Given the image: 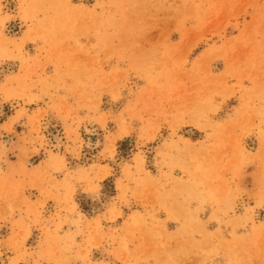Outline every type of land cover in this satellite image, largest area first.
Masks as SVG:
<instances>
[{"label":"rangeland","instance_id":"rangeland-1","mask_svg":"<svg viewBox=\"0 0 264 264\" xmlns=\"http://www.w3.org/2000/svg\"><path fill=\"white\" fill-rule=\"evenodd\" d=\"M212 237L264 264V0H0V264H207Z\"/></svg>","mask_w":264,"mask_h":264},{"label":"crops","instance_id":"crops-1","mask_svg":"<svg viewBox=\"0 0 264 264\" xmlns=\"http://www.w3.org/2000/svg\"><path fill=\"white\" fill-rule=\"evenodd\" d=\"M199 196V195H198ZM203 196V195H202ZM202 198V197H201ZM196 207V206H195ZM197 209V216L199 217L200 219V224L203 225V229L201 228V230H205L207 231L209 234L210 233H221L222 237H225V242L229 240V232L231 231V228L227 227V226H223V225H219L215 219H207V218H212V217H220V213L216 211L215 207L214 206H208L206 208H196ZM122 211H123V208H122ZM207 217V218H206ZM171 220V219H170ZM102 224V223H101ZM103 225V224H102ZM107 227L103 226V232H106L107 234L109 232H111L114 228L116 227H120V225L118 226H112V224H110V226L108 225V223L106 224ZM167 225V230L169 232H172V231H176L178 229H181L184 225L183 223L181 222H177V223H171V221H168L166 223ZM119 236V235H118ZM107 237V235H106ZM196 240L198 242H202L204 241L203 238H201V236H197L195 237ZM103 242H105V237L103 238ZM102 242V243H103ZM211 242L214 245V256L213 259H212V262H208L207 264H236L235 261L233 260V258L231 257H228L227 255H222V245H221V242L220 240L218 239V237H212L211 238ZM226 244V243H225ZM104 248L108 251V250H111V251H108L109 254H107V256L105 257L104 261H108V263H116V264H132V262L134 261L133 260V251L130 252L127 257L123 258V254L120 253V251H118V248L116 246H105L104 245ZM231 249V252L234 253L233 249L232 248H229ZM155 261L153 260V262H149V264H154ZM137 264H142V263H137ZM247 264H263V260H259L258 262L256 260H254L253 262H249Z\"/></svg>","mask_w":264,"mask_h":264},{"label":"bare ground","instance_id":"bare-ground-1","mask_svg":"<svg viewBox=\"0 0 264 264\" xmlns=\"http://www.w3.org/2000/svg\"><path fill=\"white\" fill-rule=\"evenodd\" d=\"M115 136H116V135H115ZM115 136H114V137H115ZM114 140H115V138H114Z\"/></svg>","mask_w":264,"mask_h":264}]
</instances>
